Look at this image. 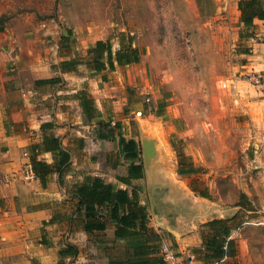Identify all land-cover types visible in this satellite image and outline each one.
Masks as SVG:
<instances>
[{
	"label": "crops",
	"instance_id": "1",
	"mask_svg": "<svg viewBox=\"0 0 264 264\" xmlns=\"http://www.w3.org/2000/svg\"><path fill=\"white\" fill-rule=\"evenodd\" d=\"M253 25L246 62L236 76L241 92L235 91L226 116L251 131L249 143L264 154V21L254 19ZM62 44H54V54L39 68L33 61L25 63L15 38L0 34V264H130L143 245L147 255L160 257L163 243L183 264H238L245 257L238 232L241 204L223 207L194 189L187 179L192 173H178L185 171L180 162L167 169L156 161L150 168L145 144L141 147L136 136L122 133L138 144L134 161L123 158L116 142L99 139L96 122L84 115L82 103L90 98L96 119L111 120L102 94L119 66L89 70L83 62L86 51L62 53ZM74 59L79 61L74 67L62 69L63 61ZM257 73L261 79L252 81ZM56 144L67 162L60 164ZM33 160L48 165L45 182L35 174ZM132 162L142 166L140 176H129ZM87 177L136 194L146 210V231L118 237L106 209L98 213L104 227L88 229L89 218L76 196ZM215 220L219 223L209 224ZM223 227L229 234H216ZM212 241L232 254L212 259L206 249Z\"/></svg>",
	"mask_w": 264,
	"mask_h": 264
},
{
	"label": "rangeland",
	"instance_id": "2",
	"mask_svg": "<svg viewBox=\"0 0 264 264\" xmlns=\"http://www.w3.org/2000/svg\"><path fill=\"white\" fill-rule=\"evenodd\" d=\"M238 2L0 0V34L15 38L25 63L39 68L55 43L78 56L96 40L115 51L130 37L142 55L104 85L111 125L120 121L125 136L145 144L150 168L156 161L167 169L192 165L194 189L223 207L238 201L245 247L238 264H264V154L249 143L254 134L226 116L246 62Z\"/></svg>",
	"mask_w": 264,
	"mask_h": 264
},
{
	"label": "trees",
	"instance_id": "3",
	"mask_svg": "<svg viewBox=\"0 0 264 264\" xmlns=\"http://www.w3.org/2000/svg\"><path fill=\"white\" fill-rule=\"evenodd\" d=\"M238 9L241 12V24L244 28L241 36L249 39L253 36L251 29L254 26V19L264 21V0H239ZM63 40L65 39L63 38ZM119 45V48L114 51L110 41L96 40L91 47L87 48L83 62L89 70L94 71H100L106 68L114 70L116 66L120 67L139 62L142 50L132 45L130 37L127 39L120 38ZM61 47H63V44ZM78 62L77 59H74L71 61H63L60 65L65 70L74 67ZM82 108L88 120L96 122L99 139H109L116 142L119 152L124 159L130 161L139 159L140 152L137 142L134 139H126L123 136L119 121L111 125V120H97L98 112L90 98L85 97ZM53 147L58 150L61 158L60 164L67 162L68 155L57 144ZM180 156L178 154V158ZM32 164L35 174L40 177L42 182H45L43 172L48 168V165L35 160L32 161ZM179 164L181 165V163ZM141 170V165H135L132 162L128 167V174L129 176H140L142 173ZM195 171L196 169L190 165L188 169L185 171L179 170L178 173L190 174ZM76 196L79 201V206L85 208L89 218L88 229H101L104 227V223L98 216V213L106 209L108 218L116 224V234L118 237L133 236L135 235L134 232L136 229L141 232L146 231V210L138 203L136 194L129 196L126 190L114 189L110 184L105 183L98 177H87L86 183L77 188ZM216 223H219V221L215 220L209 224L215 225ZM216 234L227 236L229 230L224 227L219 228ZM231 243L230 241L228 245ZM206 249L209 250L212 259H221L223 256L232 254L229 250L223 249L222 244L216 241H212L206 245ZM140 251H142L141 255L138 256L137 253V256L134 258L133 256L130 257V264H165L161 256L147 255V250L144 245ZM158 251H160L159 248ZM150 252L154 253L156 251L151 248ZM204 264H207V262H204Z\"/></svg>",
	"mask_w": 264,
	"mask_h": 264
},
{
	"label": "built area",
	"instance_id": "4",
	"mask_svg": "<svg viewBox=\"0 0 264 264\" xmlns=\"http://www.w3.org/2000/svg\"><path fill=\"white\" fill-rule=\"evenodd\" d=\"M27 176L32 177L33 173L30 169H27ZM161 257L165 264H183L176 253L165 243L160 247Z\"/></svg>",
	"mask_w": 264,
	"mask_h": 264
}]
</instances>
